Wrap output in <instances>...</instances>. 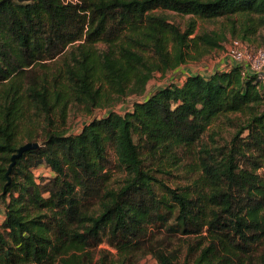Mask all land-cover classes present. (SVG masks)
<instances>
[{"label":"trees","instance_id":"obj_1","mask_svg":"<svg viewBox=\"0 0 264 264\" xmlns=\"http://www.w3.org/2000/svg\"><path fill=\"white\" fill-rule=\"evenodd\" d=\"M174 14L189 15L183 27ZM198 19L225 22L196 29ZM260 30L264 0H0V264H187L175 238L199 252L195 264L264 263V87L253 74L189 73L76 134L63 128L72 109L143 94L156 71L221 48L227 32L247 41ZM22 132L41 141L6 175ZM41 164L54 175L38 182ZM172 170L186 182L158 177Z\"/></svg>","mask_w":264,"mask_h":264},{"label":"rangeland","instance_id":"obj_2","mask_svg":"<svg viewBox=\"0 0 264 264\" xmlns=\"http://www.w3.org/2000/svg\"><path fill=\"white\" fill-rule=\"evenodd\" d=\"M171 13V12H170ZM175 21L181 25V27L184 26L186 19L189 18V15H180V14H174ZM225 22V20H222ZM221 19L218 20H210V21H201L200 19L197 20L196 26L198 28L205 27L207 29H219V27H222L220 22L223 23ZM228 32L226 33V38L222 42L221 48H215L211 51L205 53L203 56H201L199 59H192L187 60L185 63L181 64L177 68L173 70H167L166 72H160L156 71L152 77L149 79L146 90L143 94L136 95V94H130L127 96L121 97L120 100L111 103L109 106H105L102 108H95L91 114H84L81 111L77 109H72L68 117L66 118V122L64 125V130L67 131V133L70 134H76L80 132L82 126L84 123H86L90 118L92 117H99L106 113L107 110H113L117 111L119 113L124 112L128 108L131 107L134 101L142 100L146 95L151 94L154 92L157 88L165 86L170 84L171 82L175 83H181L185 77L189 73H201L204 76L206 74L211 73L215 69L218 68V66H221V61L226 57L225 52L227 47L229 46L230 40L233 39ZM248 46L250 48H257L258 46H264V30H260L259 34L256 35V37H252L251 40H247ZM227 58V57H226ZM50 63V62H48ZM222 68H227V65H222ZM25 127L21 124V130ZM21 141H23V144L25 142H28L25 137V133L22 132L21 135ZM41 140L38 138V144ZM34 177L39 182L40 179L50 177L54 175L51 168L45 164H41L36 168H33ZM181 173L172 170L170 173L167 174H160L158 175L159 178L162 179L166 184L171 186L181 185L185 183V179L180 176ZM0 208L2 207V203L0 202ZM209 239V238H208ZM205 243L207 240L204 241ZM174 246L178 247L180 249L178 259L183 262L186 261L187 264H195L194 258L199 253L198 251H193L192 249L188 248L187 242L174 239ZM102 248H110L106 243H101L96 248V257L98 256L97 250ZM112 252H114V249H110ZM257 252L264 251V244H258L256 248ZM244 257V256H243ZM245 259V257H244ZM138 264H157L156 260L151 257L147 256L139 261ZM260 264V263H259ZM264 264V263H261Z\"/></svg>","mask_w":264,"mask_h":264},{"label":"built area","instance_id":"obj_3","mask_svg":"<svg viewBox=\"0 0 264 264\" xmlns=\"http://www.w3.org/2000/svg\"><path fill=\"white\" fill-rule=\"evenodd\" d=\"M225 55L230 66L238 64L242 75L253 74L259 85L264 87V46L250 48L247 41L233 38Z\"/></svg>","mask_w":264,"mask_h":264},{"label":"water","instance_id":"obj_4","mask_svg":"<svg viewBox=\"0 0 264 264\" xmlns=\"http://www.w3.org/2000/svg\"><path fill=\"white\" fill-rule=\"evenodd\" d=\"M3 1H8V0H3ZM18 2H28V1H31V0H16ZM39 144L38 142H33V141H28V142H25L24 144L20 145L16 152L12 154L11 156V162L7 168V171H6V175H8V173L10 172V169L11 167L15 164V161L18 157H20L23 152H25L26 150L30 149V148H34V147H37Z\"/></svg>","mask_w":264,"mask_h":264},{"label":"crops","instance_id":"obj_5","mask_svg":"<svg viewBox=\"0 0 264 264\" xmlns=\"http://www.w3.org/2000/svg\"><path fill=\"white\" fill-rule=\"evenodd\" d=\"M221 66L219 67L218 66V68L217 69H219V70H226V69H229L231 66L229 65L230 63H229V61H228V59L226 58V57H224V59H222V61H221ZM222 65H224V66H226L227 65V68H222ZM213 72V71H212ZM211 72V73H212ZM211 73H209V74H206V76H208V75H210ZM203 75V74H202ZM1 206V205H0ZM3 218H4V207H3V205H2V207L0 208V224H1V222H2V220H3Z\"/></svg>","mask_w":264,"mask_h":264}]
</instances>
